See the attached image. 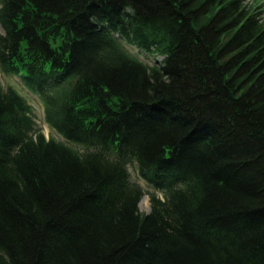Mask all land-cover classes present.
<instances>
[{"label": "trees", "instance_id": "1", "mask_svg": "<svg viewBox=\"0 0 264 264\" xmlns=\"http://www.w3.org/2000/svg\"><path fill=\"white\" fill-rule=\"evenodd\" d=\"M254 8L0 0V264H264Z\"/></svg>", "mask_w": 264, "mask_h": 264}, {"label": "rangeland", "instance_id": "2", "mask_svg": "<svg viewBox=\"0 0 264 264\" xmlns=\"http://www.w3.org/2000/svg\"><path fill=\"white\" fill-rule=\"evenodd\" d=\"M247 5H251L252 7H255L254 10L260 14V17L263 19L264 21V6H263V0H245ZM0 32H2V28L0 26ZM134 52V49H133ZM147 61L149 62H153V59H148ZM0 82L6 87L8 85H13L15 86L17 89H19L22 94H24L25 96L28 97V100L30 101V103L33 105L34 110H35V114H36V118H37V123L38 125L42 128V131L44 132V134L50 138V137H54L57 140L63 141L65 142L66 140L56 131L52 130L47 123L44 121V109H43V105L41 103V101L39 100V98L37 96H35L34 94H31L30 92H27L22 84L19 82L18 78L15 76H9V75H5L0 71ZM76 147V145H74ZM130 171H131V175L133 180L137 181L138 183H140L142 185V187L144 188V190L146 192H152L155 191V189H153L151 186H149L147 184V182L142 179L137 171V167L133 164L130 166ZM159 195L162 196V193L160 191H156ZM147 197V201L144 200V198ZM150 206H151V202H150V195L147 193L141 200L140 203V211L145 213V212H149L150 210Z\"/></svg>", "mask_w": 264, "mask_h": 264}, {"label": "bare ground", "instance_id": "3", "mask_svg": "<svg viewBox=\"0 0 264 264\" xmlns=\"http://www.w3.org/2000/svg\"><path fill=\"white\" fill-rule=\"evenodd\" d=\"M263 6H264V0H263ZM263 10H264V8H263ZM144 200L147 201V197H145Z\"/></svg>", "mask_w": 264, "mask_h": 264}]
</instances>
